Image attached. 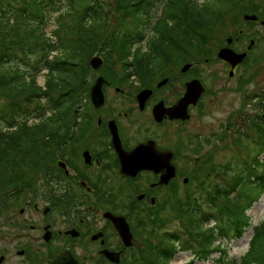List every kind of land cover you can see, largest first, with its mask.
<instances>
[{"label": "trees", "instance_id": "obj_1", "mask_svg": "<svg viewBox=\"0 0 264 264\" xmlns=\"http://www.w3.org/2000/svg\"><path fill=\"white\" fill-rule=\"evenodd\" d=\"M162 1L0 0V94L9 98L0 104V192L11 186L23 189L28 173L46 164L60 140L57 133L69 132L71 118L80 116L76 97L84 90L77 91L75 85L89 72L88 55L104 48L105 63L113 58L121 67L119 77L112 78L151 87L150 80L163 75L184 52L189 54L193 41L200 43L218 21L240 10L245 0H204L200 4L196 0L188 8L190 0H167L155 21L154 11ZM52 14H56L55 42L44 31ZM67 16L72 22L68 28ZM113 19L118 30L106 32ZM52 51L57 56L49 60ZM44 68L43 89L37 77ZM81 84H85L83 79ZM40 97L46 98L45 103ZM252 128L257 149L248 147L247 159L228 178L212 186L201 181L202 193H187L180 228L159 233L128 264H170L174 256L187 251L199 261L219 253L212 264H264V220L252 227L247 215L264 194V159L259 158L264 156V120L258 118ZM214 171L210 168L204 178L210 179ZM248 228L252 235L246 253L238 260L228 259L223 241L241 239Z\"/></svg>", "mask_w": 264, "mask_h": 264}, {"label": "flooded vegetation", "instance_id": "obj_2", "mask_svg": "<svg viewBox=\"0 0 264 264\" xmlns=\"http://www.w3.org/2000/svg\"><path fill=\"white\" fill-rule=\"evenodd\" d=\"M244 33L239 29L234 39L226 41V47L243 53L246 43ZM251 41L255 43L258 40L253 37L247 43ZM254 46L246 51L247 56ZM106 81L107 84L101 87L103 104L95 107L90 99L91 87H85L79 96L84 98V104L77 103L80 116L70 123L69 132L57 133L60 140L51 152V165L55 161V167L45 169L44 175L35 177L33 184H27L21 190L22 197L13 193L8 195L15 206L24 205L19 209L20 215L31 211L37 213L39 202L43 203L40 225H29L32 230L41 229V243L48 249L44 260L37 264H50L57 254L62 253L70 254L78 264H116L108 259L107 253L113 254L118 264L132 263L133 257L139 253L134 250L135 241L140 237L138 233L148 229L149 223L158 217V194L167 188L170 192L179 178L182 184L189 181L186 169L181 170L183 163L178 157L183 155L179 154L182 150H196L194 141H190L191 136L185 139L184 132L206 92L195 106L187 107L188 119L183 120L178 112L170 109L177 105L185 87H167L168 84L143 87L136 82L114 87L116 84ZM146 91L149 94L140 99L139 96ZM176 131H180L177 137ZM144 145L151 146L148 149L152 154H167L166 158L174 169V176L167 184H159L158 162V173L154 168L148 169L157 160L154 155L151 158L147 156L146 152L151 155L148 150H143L145 153L138 156L144 159L143 168H136L134 175L121 173L116 147L120 151L131 152ZM184 167L187 168V165ZM114 180L120 181L121 185L122 181L126 183L119 186L116 192L120 195L119 202L110 201ZM126 189L135 195V202L126 195ZM13 216L14 213L10 212L6 217L7 229L13 230ZM110 216L123 219L131 236L130 246L119 236ZM21 221L26 222L27 219ZM19 252L27 254V249Z\"/></svg>", "mask_w": 264, "mask_h": 264}, {"label": "rangeland", "instance_id": "obj_3", "mask_svg": "<svg viewBox=\"0 0 264 264\" xmlns=\"http://www.w3.org/2000/svg\"><path fill=\"white\" fill-rule=\"evenodd\" d=\"M203 1L198 0L197 4ZM159 15L160 13L157 11L156 17L153 20H156ZM244 15H257V19L254 21L244 20L242 18ZM55 17L56 14L50 16L44 29L46 35L53 42H55L53 36ZM71 23V18L67 16V20L65 21V24H67L65 25L66 28ZM239 29L246 32L244 33L246 43L243 53L247 51L245 48L249 45L247 43L249 39L254 37L258 41L255 42L253 52L249 56L246 55L244 61L238 64L237 69L234 71V69H229L228 64L217 58V52L221 47L226 48V41L234 39ZM109 30L111 32L118 30L116 19L111 21L106 32H109ZM207 35L206 37L202 36L203 39L200 40V43H194L193 41L194 47H189V54L186 53L178 60L172 61L170 66L164 70L163 75L149 81V85L154 87L161 79L167 78V87H184L185 82L191 80L192 77L196 78L200 74L208 91L197 110L193 113L192 119L184 132L185 139L188 135L191 136L190 141H194L192 143L195 144L196 150H194L195 148L189 151L182 150L179 154L183 155H179L178 157L179 161L183 163L181 170L186 169L185 173H187L189 181L182 184L181 178H179L173 183L170 192L167 188L164 192L158 194L156 210L159 220L156 221V224L151 223L152 234L148 232L149 229L138 233V236L143 234L144 242L140 240L141 237L135 241V244L133 242L135 251H144L146 249L145 242L149 241V239L155 242V238L158 237L159 233L179 229L184 223V218L181 215L185 211V206H183L185 204V195L193 192V190L196 193H202V186L200 185L202 182L205 186H212L222 180L223 177L228 178L233 172L231 170L235 169L240 162L247 159V148L253 146L255 150L257 149L258 140L252 130V123L257 122L258 118L261 120L262 115H264V0H245L240 10L236 11L233 15L226 16L223 21H218L213 31ZM109 36L110 34L107 39H109ZM97 53L98 55L103 54L106 56L107 50L99 48ZM92 54L88 55L89 57L87 56L86 62ZM55 56L57 54L53 52L51 57ZM129 60H132V58ZM184 64H190L191 68L186 72H181ZM230 71L235 73L229 77L228 73ZM120 72L121 68L116 65L112 58L110 63L104 65L97 72H92L89 69V72L81 76L75 87L77 91L81 90L82 92L85 87H90L94 83L95 78L97 79L98 77H102L105 80L108 79L112 83L117 82L114 87H121L119 84H123V82L120 81V78L111 77V75H118L119 77ZM46 75L47 70L45 69L37 77V84L42 88H44ZM120 77L122 78V76ZM82 79L85 82L84 85L81 84ZM128 87L133 86L129 85ZM246 97L248 98V105L242 108L243 100ZM8 100L9 98L5 99L0 94V104H5ZM40 101L45 103L46 98L40 97ZM77 103L83 105L84 98L77 96ZM77 106L79 105L77 104ZM242 118L245 122H243ZM74 121L71 119V122ZM227 126L230 127L227 128ZM238 128L240 129L239 131ZM225 129L228 130L225 132ZM179 133L180 131H176L175 136L177 137ZM50 156L49 154L48 160L42 168L36 172L28 173L27 178L23 182L31 185L35 177L44 175L43 171L45 169H53L55 161L51 165L52 159ZM259 158L264 159V156L262 155ZM185 165H187V168L184 167ZM210 168H215V171L211 175V178L207 180L204 176L210 171ZM7 177L11 178L12 174L7 173ZM29 178L31 179L27 180ZM19 179H21L20 176ZM12 183V179H10V184ZM111 185L112 200L110 201H121L119 199L120 195L116 192L119 186L126 185L125 181H122L121 185L120 181L114 180ZM138 186L141 185L138 184ZM9 190H13V186ZM9 190L0 192V199H6L0 202V211H3L0 213V264L41 263L44 260L46 250H48L41 243L43 241V232L41 229L37 231L32 230L29 225H40V220L43 219L41 215L43 203L39 202L38 207L40 210L37 213L31 211L25 215H20L19 209L24 205L20 203L15 206L12 200H8V195L11 193ZM128 190L126 189V195L130 197V200H134L133 202H135V195L130 192L132 189ZM169 195L171 196L170 198H168ZM6 209L8 210L5 211ZM10 212L14 213L13 230L7 229L6 217L10 215ZM29 215L31 216L30 219L28 218ZM247 215L250 217L252 227L264 220V194L247 212ZM23 218H26L27 221H21ZM251 235L252 228H248L241 239L233 240L229 243L223 241L222 248L226 251V257L238 260L244 255L248 249V241ZM26 249L27 254L20 255L19 251ZM50 249L52 248L50 247ZM218 257H220L219 253H215L208 261L195 260L194 264H212L213 260ZM192 258L193 256L190 252H181L174 256L170 264H188L189 261L193 260Z\"/></svg>", "mask_w": 264, "mask_h": 264}, {"label": "water", "instance_id": "obj_4", "mask_svg": "<svg viewBox=\"0 0 264 264\" xmlns=\"http://www.w3.org/2000/svg\"><path fill=\"white\" fill-rule=\"evenodd\" d=\"M244 19H248L251 21H254L256 19L255 16H244ZM229 42V40H228ZM252 45V41L250 43ZM246 54H237L234 51H232L229 48H224L219 51L218 58L225 61L231 66V70L234 69L235 66L240 64ZM103 59L94 54L90 59L88 60V66L89 68L96 72L103 66ZM191 67L190 64H186L182 67L181 72H186ZM233 75V72H229V77ZM167 80H163L158 84V87H161L165 85ZM104 84H106V81L102 77H98L92 87L90 88V98L92 100V103L95 107H99L103 104V96L101 93L100 87H102ZM204 92V88L200 84L198 80H191L185 84V93L183 97L178 101L177 105L170 109L172 112H178V116L181 117L183 120L188 119L187 114V107L189 105H195ZM147 92H143L142 95H146ZM262 118L264 119V115H262ZM150 145V144H149ZM149 145L139 146L137 149L133 150L132 152H124L120 151L117 147L116 150L118 152L120 162H121V173L126 175H134L136 173L135 170L139 168H143L144 159H140L138 156L144 154L143 150L149 151L148 147H151ZM150 152V151H149ZM147 156L149 158L156 156L157 160L154 161L153 165H151L148 169H153L155 172H157L156 164L159 163V172H160V180L159 184H167V182L174 176V169L170 165L168 158H166V153H156L153 154L150 152L151 155H149L146 152ZM154 155V156H153ZM134 159V160H133ZM135 164V165H134ZM142 164V165H141ZM58 165H61L58 163ZM136 166V167H135ZM135 167V169H133ZM137 168V169H136ZM158 173V172H157ZM109 219L113 222L114 227L118 231L119 236L122 238V240L125 242L127 246L131 245V242L129 241L131 236L128 232L127 225L124 223L122 218H116L113 216H110ZM113 254L107 253V257L111 262L118 263V260L113 259ZM51 264H77L74 259L69 254H58L55 256L54 262Z\"/></svg>", "mask_w": 264, "mask_h": 264}]
</instances>
